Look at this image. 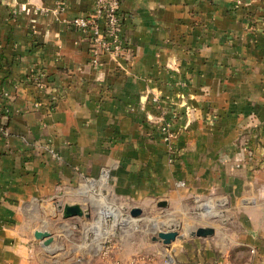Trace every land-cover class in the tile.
<instances>
[{"label":"crops","instance_id":"0c3cea01","mask_svg":"<svg viewBox=\"0 0 264 264\" xmlns=\"http://www.w3.org/2000/svg\"><path fill=\"white\" fill-rule=\"evenodd\" d=\"M93 11L0 0V264H264V0H122L129 52L100 67L72 25ZM96 191L135 208L206 201L220 231L107 258L72 243L77 261L36 238L51 203Z\"/></svg>","mask_w":264,"mask_h":264},{"label":"rangeland","instance_id":"374dc122","mask_svg":"<svg viewBox=\"0 0 264 264\" xmlns=\"http://www.w3.org/2000/svg\"><path fill=\"white\" fill-rule=\"evenodd\" d=\"M54 203L61 206L75 204L57 201ZM54 203L46 209L47 217L43 218L39 228L48 230L52 234L53 242L49 246L52 247L55 244L58 248L61 247L70 252L65 256L68 257L66 261H77L83 257L82 254L86 255L87 251L85 253L80 250L73 251L72 243L78 242L86 250L95 251L101 255V258H107L116 248L119 251L121 248H130L134 244H162L154 240L158 238L160 232H178V240L172 244L196 239L190 236V232L196 231L199 227L220 224L223 219L220 216L221 208H209V202L206 201L192 203L178 210L161 202L152 203L144 208H138L142 213L134 217L131 213L135 207L121 200H115L110 193L101 192L100 195L89 193L85 200L76 204L89 210L90 218L85 216L68 220L63 219L57 206L53 207ZM215 215H219V218H214ZM68 230H75V234L68 236ZM215 231L218 233L220 230ZM214 237L215 235L201 239ZM62 239H65L64 242ZM63 253L64 251L60 250L57 251V255H52L59 257L64 255Z\"/></svg>","mask_w":264,"mask_h":264},{"label":"built area","instance_id":"2783aa9c","mask_svg":"<svg viewBox=\"0 0 264 264\" xmlns=\"http://www.w3.org/2000/svg\"><path fill=\"white\" fill-rule=\"evenodd\" d=\"M121 3L122 0H93V13L89 17H79L72 22L77 31L89 38L90 62L96 67L102 66V59L105 56L118 61L125 58L129 52L128 41L124 32ZM40 78L41 80L36 85L42 91L46 85L44 77L40 75ZM156 125L163 135V141L169 152L174 154L172 142L175 133L172 122L160 116ZM106 177L107 174L104 173L103 179L101 178L103 184H106ZM87 182L91 187H94L100 180L88 178ZM94 194L100 195L101 192L96 191Z\"/></svg>","mask_w":264,"mask_h":264},{"label":"water","instance_id":"95a60500","mask_svg":"<svg viewBox=\"0 0 264 264\" xmlns=\"http://www.w3.org/2000/svg\"><path fill=\"white\" fill-rule=\"evenodd\" d=\"M54 203V202H53ZM163 205H166L163 203ZM59 209L62 214L64 220L72 219V218H90V211L85 210L80 204H65L64 206L53 204V207ZM142 211L138 208L133 209L132 216L137 217L141 215ZM220 216H223L220 214ZM214 218H219V215L213 216ZM215 229L211 227H199L196 231L190 232V236L192 238H208L213 237L215 235ZM36 238L39 241H42L45 246H49L53 242V236L50 232L47 231H39L35 234ZM178 232L168 231V232H160L158 238H154L155 241L161 242L165 246H170L172 243L178 240Z\"/></svg>","mask_w":264,"mask_h":264},{"label":"trees","instance_id":"16d2710c","mask_svg":"<svg viewBox=\"0 0 264 264\" xmlns=\"http://www.w3.org/2000/svg\"><path fill=\"white\" fill-rule=\"evenodd\" d=\"M41 80L40 76L34 77V83H38ZM52 107V106H51Z\"/></svg>","mask_w":264,"mask_h":264},{"label":"bare ground","instance_id":"6f19581e","mask_svg":"<svg viewBox=\"0 0 264 264\" xmlns=\"http://www.w3.org/2000/svg\"><path fill=\"white\" fill-rule=\"evenodd\" d=\"M109 214H112L111 212H109Z\"/></svg>","mask_w":264,"mask_h":264}]
</instances>
